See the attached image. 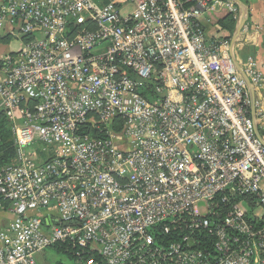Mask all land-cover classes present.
Listing matches in <instances>:
<instances>
[{"label":"built area","instance_id":"2783aa9c","mask_svg":"<svg viewBox=\"0 0 264 264\" xmlns=\"http://www.w3.org/2000/svg\"><path fill=\"white\" fill-rule=\"evenodd\" d=\"M221 10L240 20L230 0H0L23 42L0 77V264L56 245L78 264H264V74L207 37Z\"/></svg>","mask_w":264,"mask_h":264},{"label":"crops","instance_id":"0c3cea01","mask_svg":"<svg viewBox=\"0 0 264 264\" xmlns=\"http://www.w3.org/2000/svg\"><path fill=\"white\" fill-rule=\"evenodd\" d=\"M230 1L235 3L242 13L243 10L245 11V8L247 10V18L240 33L236 36L239 21L228 11L221 10L220 12L208 16L209 22L205 23L206 35L209 38L225 41L238 62H243L249 57L255 60L264 74V0ZM240 3L243 4L245 8H243ZM228 15L234 21L232 32L224 30L218 25L220 20ZM6 38L11 37L5 33H0V40ZM13 39L21 42L20 39ZM7 54H12V52ZM4 58V56H0V77L2 78L4 77L5 70ZM12 218L13 216L9 204L0 200V229L4 228Z\"/></svg>","mask_w":264,"mask_h":264},{"label":"trees","instance_id":"16d2710c","mask_svg":"<svg viewBox=\"0 0 264 264\" xmlns=\"http://www.w3.org/2000/svg\"><path fill=\"white\" fill-rule=\"evenodd\" d=\"M218 25L222 29L232 32L234 21L228 15L225 18L221 19ZM14 153H15V148L11 140L10 128L3 115H0V168L11 166L14 164V159H15ZM52 248L56 252L64 253L69 258H72L73 260L76 261L74 254L69 251H65L63 246L56 245Z\"/></svg>","mask_w":264,"mask_h":264},{"label":"rangeland","instance_id":"374dc122","mask_svg":"<svg viewBox=\"0 0 264 264\" xmlns=\"http://www.w3.org/2000/svg\"><path fill=\"white\" fill-rule=\"evenodd\" d=\"M22 45L23 42L14 40L13 38H6L4 40H0V56L6 57L7 55H9L7 53H11V52L14 53L17 49L20 50ZM11 140H12V135H11ZM201 212L203 213V209H201ZM36 259L38 264H78L77 261L73 260L72 258H69L64 253L56 252L53 248L46 249L44 252L38 255Z\"/></svg>","mask_w":264,"mask_h":264},{"label":"water","instance_id":"95a60500","mask_svg":"<svg viewBox=\"0 0 264 264\" xmlns=\"http://www.w3.org/2000/svg\"><path fill=\"white\" fill-rule=\"evenodd\" d=\"M241 4V3H240ZM241 6L243 7V8H245V6L243 5V4H241ZM241 17H240V20H239V24H238V29H237V31H236V36L240 33V31H241V28H242V26L244 25V23H245V21H246V18H247V10H246V8H245V11L243 10V13L241 12ZM239 73H240V75L241 76H243L244 78H245V80H246V82H247V84H248V86H249V88H250V85H249V82H248V80H247V78L244 76V74H243V72H242V70L239 68ZM251 90V89H250ZM252 94V93H251Z\"/></svg>","mask_w":264,"mask_h":264}]
</instances>
